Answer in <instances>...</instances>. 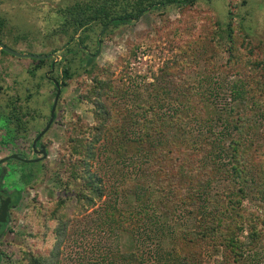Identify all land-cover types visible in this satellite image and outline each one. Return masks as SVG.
I'll list each match as a JSON object with an SVG mask.
<instances>
[{"label": "rangeland", "instance_id": "obj_1", "mask_svg": "<svg viewBox=\"0 0 264 264\" xmlns=\"http://www.w3.org/2000/svg\"><path fill=\"white\" fill-rule=\"evenodd\" d=\"M77 2L85 0H0V18L8 22L2 33V43L22 53L53 55L43 60L45 63H40L38 60L7 56L0 48V112L8 114L16 110L18 116L22 112H34L38 116L32 123L25 116L22 119L28 122V132L21 131L23 153L30 148L34 131L43 129L48 121L57 93L53 80L60 83L62 89L57 106V121L46 136L50 147L49 158L41 164L43 166L30 167L36 172L37 179L24 190L20 212L21 228L8 238L11 246L6 248L7 252H3L0 264H30L29 255L49 257L56 249L58 239H55L53 229L57 220L51 218V214L61 197L74 200L80 189V182L69 185L67 174L65 177L61 173L67 167L63 158H69V138L77 130L88 131L97 124L95 106L86 99L93 85L90 71L98 73L101 69L111 67L114 77L123 81L121 86H124L122 91H125L120 96L112 97L110 102L116 109H123L127 118L123 117L120 124L117 122L114 127L120 130L125 128L126 123V131L133 137L135 134H132L134 131L131 129H135V124L129 115L145 114L138 103L149 105V92L155 89H151L150 85H159L161 82L170 86L179 85L180 88H197L205 84L203 77H209L211 88L219 89V94L214 98L218 107H236L227 92V84L242 79L244 85L250 88L254 82L253 72L252 67L247 65L255 60H264V0H198L191 7L170 5L160 10L150 9L128 24L115 28H95L88 46L79 44L82 37L79 31L71 43L79 44L74 45L73 52H82L78 51L80 58H75V62L70 64L72 54L67 53L70 43L53 33L57 24V11ZM229 23H233L236 28L235 53L243 60L238 66L240 72L229 66L228 40L222 43L215 41V37H218L216 26L219 24L227 28ZM245 35H248L247 40ZM243 40L249 43L243 44ZM85 53H96L94 64L90 63ZM68 65H71V72L75 75L73 79L64 78V68ZM163 70H169L174 76H167ZM223 85H226L224 89ZM195 97V94L194 97L190 95L188 104H192ZM255 97L252 99L249 96L246 101L255 124L249 133L238 134L235 139L252 150L249 163L253 166L260 164L261 168L264 164V97ZM18 107H21V112L17 111ZM173 113L169 108L160 110V115H166V120H161L164 128L160 135V146L175 151L177 145L174 143L180 140V130L176 129L173 122L175 119L170 117ZM19 121L12 117L10 128L17 131ZM187 128L192 133L185 144L191 143L196 150L203 141L210 143L216 140V136L202 126L194 124ZM221 129L215 128L216 133L220 134ZM116 131L111 129L109 132L113 136L109 133L108 139L97 146V157L92 162V172L103 179L106 189L104 198L84 213L79 211L75 202L69 201V208L59 213L67 223V230L60 248L56 249L60 252L58 263L125 264L110 256L111 252H125L132 245L130 234L110 221L109 218L113 217L115 220H123L124 226H130V222L139 223L135 231L142 253L145 250L149 255L158 246L160 254L165 257L164 264H186L183 259L186 250L175 251L176 245L168 239L159 242L155 237L148 238V234L156 230L153 222L157 219L152 220L155 211L162 215L163 202L168 200L166 197L174 196V190L182 184L177 170L173 169V161L170 175L158 168L166 166L161 165L162 160H153L150 156L135 152L134 143L117 152L116 146L120 139H113L118 137ZM130 135L122 140L131 141ZM222 144L228 146L226 142ZM30 168L24 169V176ZM137 183L141 185L139 196L133 195V187ZM229 187H233L230 181L222 179L214 183L213 189L214 192H222L228 191ZM145 191H148L147 196L144 195ZM241 210L247 217L264 218V200L251 194L243 201ZM181 211L179 209V213ZM160 221L163 224L164 220ZM164 222L167 225V221ZM183 222L189 231L200 224L192 218ZM193 231L184 236L191 239L192 235L196 236ZM241 237L245 248L244 256L238 264H264V238L259 245L251 247L248 229ZM191 251L193 249L189 248L186 253ZM170 252L175 253L173 258L169 257ZM211 255V250L207 251L206 262L212 261ZM214 257L217 261L224 258L221 251ZM229 257L227 264H235L233 255Z\"/></svg>", "mask_w": 264, "mask_h": 264}, {"label": "trees", "instance_id": "obj_2", "mask_svg": "<svg viewBox=\"0 0 264 264\" xmlns=\"http://www.w3.org/2000/svg\"><path fill=\"white\" fill-rule=\"evenodd\" d=\"M197 1L85 0V2H77L67 8L61 7L57 11V24L53 34L56 37H63L67 43H70L67 53L72 54L70 64H73L75 58L79 57L77 52L80 51L73 52L74 45L88 46V41L92 38L91 34L95 28L108 26L115 28L128 24L150 9L160 10V8L170 5L180 8L191 7ZM7 23L6 19L0 18L1 42L2 33L8 26ZM220 26L218 24L215 28V33L218 35L215 37V41L222 43L228 40L229 66L231 69L237 68L240 72L238 66L240 67L239 64L243 63V60L240 55L236 54L235 25L229 23L227 28ZM240 30H243L242 27ZM79 31L82 32L81 42L79 44L71 43ZM244 38L247 40L248 35H245ZM246 40H243V44L244 42L249 43ZM252 51L255 52V50ZM2 53L8 56L5 52L2 51ZM96 53L93 55L85 53L91 64L95 63ZM40 63H45V61H40ZM247 66H251L253 72L254 82L250 88L244 85L242 79H236L233 83L222 86L223 89L225 86L228 88L229 97L232 102L235 101L238 108L233 105L232 107L225 105L223 109L218 107L214 98L219 94L217 91L219 89L211 88V85L208 84L209 77H203L205 84H200L197 88H180L179 85L170 86L161 82L159 85L158 83L150 85L151 89H155L149 92L150 97L147 100L149 105L143 106L142 102L138 103L139 108H142L146 115L143 113L129 115L133 120L132 123L135 124V129H131L134 131L132 134H135L133 137L128 130L126 131V123L123 122L125 128L120 130L114 127L115 123L120 124L123 117L127 118L123 109L119 107L116 109L110 102L112 97H116L118 94L120 96L125 91H122L124 89V86H121L123 81L114 77V70L111 67L101 69L98 73L90 71L93 85L86 95V99L95 106L94 114L97 124L88 131L87 129L83 132L77 130L69 138V158L67 160L63 158V163L67 167L61 173L65 177L67 174L69 185L80 182V189L74 200L61 197L51 214V218L57 220L56 227L53 229L54 237L58 239L56 249L60 248L67 230V223L59 213L68 207L69 201L75 202L79 211L84 213L105 196L106 189L103 179L97 173L92 172V162L97 157V146L104 139H108L109 133L113 136L109 132L111 129L117 130L118 137H113L115 141L118 140L117 138L122 140L129 135L132 141L119 140L116 146L117 152L123 151L130 143V146L134 143L135 152L138 154H145L144 156H150L153 160H162L161 165L165 164L166 166H158L160 171L171 175L172 168L170 166L173 163V169L177 170L178 178L182 180L181 186L174 190L176 194L166 197L168 200L163 202L164 212L162 215L155 211L157 214L152 216V220L157 219L153 222L156 230L148 234L149 239L157 238L159 242L168 239L176 245L175 251L178 249L187 251L192 248L193 251L183 253L186 264H227L230 255H233L235 264H238L244 256L245 248L241 236L247 229L251 247L259 245L264 238V218L247 217L241 208L243 201L251 194H254L255 197L258 195L264 200V164L261 168L260 164L251 165L249 156H251L252 150L244 147V144H240V141L235 138L238 134L249 133L255 124L253 116L249 114L250 109L246 101L249 96H252V99L256 98L255 95L264 97V60L252 61ZM180 67L181 70L184 69L182 65ZM163 71L167 76L171 75L169 70ZM63 73L65 79H73L75 76L71 72V65L65 67ZM194 94L196 97L192 100V104H188V98L190 95L194 97ZM161 108H169L170 112H174L170 117L175 119L173 122L176 124V129L180 130V140L174 143L177 145L175 151L174 149L166 150V147L160 146V144L162 145L160 135L164 128L161 120H166V115H160ZM147 116L148 118H145ZM194 124L202 126L203 129H209L216 136V140L210 143L203 141L197 150L191 143L185 144V140H189L192 133L187 127ZM219 126L222 129L220 134H217L215 128H220ZM137 127L140 128L136 130ZM222 142L228 143V146H224ZM256 151L254 150V152ZM222 179L230 181L233 187H229L228 191L214 192V183ZM135 185L133 195L139 196L141 185L138 183ZM147 193L148 191H145L144 195L147 196ZM179 209H182L181 213H179ZM187 218L200 222L199 226L189 231L184 227L183 222ZM109 219L130 234L132 243L127 251L111 252L110 256L118 258L125 264H164L165 257L160 254L158 246L149 255L145 250L142 253V247L138 244V236L135 231V227L139 225L138 222H130V226H124L123 220H115L113 217ZM160 220L167 221V225L164 221L162 224ZM192 231L196 236L192 235L191 239H187L184 235H190ZM56 249L51 252L49 257L29 255L30 264H59L60 252ZM210 250L212 261L206 262L205 254ZM220 251L224 258L217 261L214 255ZM174 256L175 253H169L170 258ZM107 260L108 257L105 261ZM192 261H196V263H191Z\"/></svg>", "mask_w": 264, "mask_h": 264}, {"label": "flooded vegetation", "instance_id": "obj_3", "mask_svg": "<svg viewBox=\"0 0 264 264\" xmlns=\"http://www.w3.org/2000/svg\"><path fill=\"white\" fill-rule=\"evenodd\" d=\"M54 87L57 90L55 84ZM54 104L55 100L51 105L48 121L45 123L43 129L34 131L35 136L31 140L30 148L27 149L26 153L22 152V144L20 141L23 135L21 131L28 132L26 129L28 122H24L22 119L25 116L32 123L38 119L37 114L34 112H22L18 116L16 110L8 114L0 112V263L2 262L3 252H7L6 248L11 246L8 238L14 232H19L21 228L20 212L22 209L24 190L34 182V179H37L36 172H33L32 169L36 166L37 168L43 166L41 164L46 163L49 158L50 147L46 136L57 121V108L53 125L47 132L45 130L49 124ZM17 111L21 112V107H18ZM14 112L15 114H13ZM12 117L15 120H20L17 131L10 128L9 123ZM40 135L42 137L35 142ZM26 168H30V170L24 176L26 172L24 169Z\"/></svg>", "mask_w": 264, "mask_h": 264}, {"label": "water", "instance_id": "obj_4", "mask_svg": "<svg viewBox=\"0 0 264 264\" xmlns=\"http://www.w3.org/2000/svg\"><path fill=\"white\" fill-rule=\"evenodd\" d=\"M0 48L6 54L14 56L16 58H20V59H32V60L43 61V60H47L49 58H52V56H53L52 54H49V55H38V54H32V53H28V54L27 53H22V52L16 51V50L8 47L7 45L2 43L1 41H0ZM54 84L57 87V94H56L55 104H54V107H53L52 112H51V118H50L49 124H48L45 132H47L51 128L53 123H54L57 104H58V101H59V98H60L61 92H62L60 83L54 81ZM41 137H42V135H40L36 139L35 142H37ZM28 162H30V161H28Z\"/></svg>", "mask_w": 264, "mask_h": 264}]
</instances>
